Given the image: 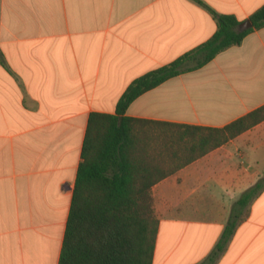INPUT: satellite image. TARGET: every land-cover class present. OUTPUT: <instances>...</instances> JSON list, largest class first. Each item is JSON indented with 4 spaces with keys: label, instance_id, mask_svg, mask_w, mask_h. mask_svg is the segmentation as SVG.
<instances>
[{
    "label": "crops",
    "instance_id": "crops-1",
    "mask_svg": "<svg viewBox=\"0 0 264 264\" xmlns=\"http://www.w3.org/2000/svg\"><path fill=\"white\" fill-rule=\"evenodd\" d=\"M264 0H0V264H58L92 112ZM264 104V25L131 100L124 115L224 126ZM146 128L150 148L167 126ZM161 138L159 140L158 138ZM264 174V118L156 181L152 264H207ZM212 264H264V187Z\"/></svg>",
    "mask_w": 264,
    "mask_h": 264
},
{
    "label": "trees",
    "instance_id": "trees-1",
    "mask_svg": "<svg viewBox=\"0 0 264 264\" xmlns=\"http://www.w3.org/2000/svg\"><path fill=\"white\" fill-rule=\"evenodd\" d=\"M242 31L234 14H218L215 31L173 60L134 78L117 100L115 113L92 112L88 119L58 264H152L159 219L152 185L180 166L205 154L264 118V104L224 126L162 122L124 115L143 91L182 71L202 65L222 49L241 42L264 25V3ZM165 125V138L150 150L148 125ZM161 140V138H158ZM264 187V174L232 204L227 222L205 262L212 264L237 224L247 215L249 200Z\"/></svg>",
    "mask_w": 264,
    "mask_h": 264
},
{
    "label": "water",
    "instance_id": "water-1",
    "mask_svg": "<svg viewBox=\"0 0 264 264\" xmlns=\"http://www.w3.org/2000/svg\"><path fill=\"white\" fill-rule=\"evenodd\" d=\"M252 25V21L250 18H245L242 19L238 22L237 26H236V30L237 31H242L248 27H250Z\"/></svg>",
    "mask_w": 264,
    "mask_h": 264
},
{
    "label": "rangeland",
    "instance_id": "rangeland-1",
    "mask_svg": "<svg viewBox=\"0 0 264 264\" xmlns=\"http://www.w3.org/2000/svg\"><path fill=\"white\" fill-rule=\"evenodd\" d=\"M149 127H153V128H156V129H160V128H163V126H159V125H154V126H151V125H148L147 128Z\"/></svg>",
    "mask_w": 264,
    "mask_h": 264
}]
</instances>
